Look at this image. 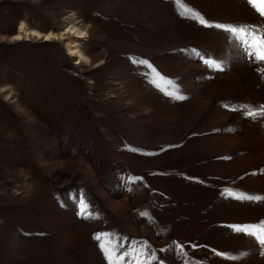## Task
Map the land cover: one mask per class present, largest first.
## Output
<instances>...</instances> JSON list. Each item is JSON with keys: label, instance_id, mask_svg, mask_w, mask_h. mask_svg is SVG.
Listing matches in <instances>:
<instances>
[{"label": "rangeland", "instance_id": "rangeland-1", "mask_svg": "<svg viewBox=\"0 0 264 264\" xmlns=\"http://www.w3.org/2000/svg\"><path fill=\"white\" fill-rule=\"evenodd\" d=\"M217 24L264 32L246 0H0V264H264L229 227L264 222V63Z\"/></svg>", "mask_w": 264, "mask_h": 264}, {"label": "snow or ice", "instance_id": "snow-or-ice-1", "mask_svg": "<svg viewBox=\"0 0 264 264\" xmlns=\"http://www.w3.org/2000/svg\"><path fill=\"white\" fill-rule=\"evenodd\" d=\"M246 2L253 9H255V11L259 14L260 17H264V0H246ZM195 15L198 16V14ZM199 23L201 25H207L206 20L203 18L199 19ZM215 27L218 29H223L229 32L233 37L239 39L241 43L246 46L247 55L249 56V58L254 59L258 63H264V32L254 34L253 32H250L248 29L245 28L227 27L221 24H217L215 25ZM248 36H250L251 38L248 39L247 38ZM214 67L218 70L221 71L223 70L222 66L219 63L214 64ZM260 71L264 72V68L260 69ZM177 98L183 99L184 97L177 96ZM246 115L250 117H255L257 115H264V106H262L259 113L256 111H248ZM242 198H246L248 200H254V201H259L261 199H264V197H260V196H248ZM229 227L234 228L237 232H245L249 236H254L261 245H264V222H261L259 233L254 230L257 227L255 225H250L245 227L231 225ZM104 235L105 234H97L95 236V239L97 241H101L102 236ZM99 247L105 253V258L109 261V264H123L124 254H121L120 256L114 258V253H115L114 248L110 249L104 243H100ZM153 259H155V257H153ZM128 264H144V262L135 258V256L133 255V259H130L128 261Z\"/></svg>", "mask_w": 264, "mask_h": 264}, {"label": "bare ground", "instance_id": "bare-ground-1", "mask_svg": "<svg viewBox=\"0 0 264 264\" xmlns=\"http://www.w3.org/2000/svg\"><path fill=\"white\" fill-rule=\"evenodd\" d=\"M24 26L25 25L21 24L18 27L17 32L15 34L17 39H29L31 36L35 37V36L40 35L39 31L34 30V29H27V27L25 28ZM72 32L76 35L74 36V34H72ZM68 34H69L70 38L72 37V39H69V37H68V40L65 42V48H66L67 55L70 57L75 56V58L85 59L84 53L80 50V48L78 46V38L80 37V34H82L80 27H78V28H75L73 26L68 27ZM50 36H52V32L44 35L46 40L50 39Z\"/></svg>", "mask_w": 264, "mask_h": 264}]
</instances>
